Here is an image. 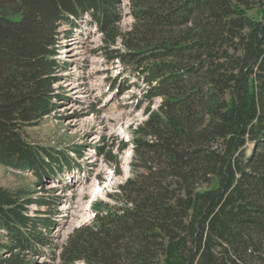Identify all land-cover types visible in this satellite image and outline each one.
I'll return each instance as SVG.
<instances>
[{"label": "trees", "instance_id": "trees-1", "mask_svg": "<svg viewBox=\"0 0 264 264\" xmlns=\"http://www.w3.org/2000/svg\"><path fill=\"white\" fill-rule=\"evenodd\" d=\"M121 1L0 0L1 166L42 191L72 169L25 129L55 111L60 41L85 17L105 60L160 99L136 129L116 204L62 245L58 195L0 186V264H264V0H129L128 30Z\"/></svg>", "mask_w": 264, "mask_h": 264}, {"label": "rangeland", "instance_id": "rangeland-1", "mask_svg": "<svg viewBox=\"0 0 264 264\" xmlns=\"http://www.w3.org/2000/svg\"><path fill=\"white\" fill-rule=\"evenodd\" d=\"M129 10V0H122V30L131 26ZM77 25L68 39L60 41L57 57L65 68L57 74L60 81L54 85L58 95L54 100L56 109L37 125L25 129L30 142L66 153L72 169L57 180L47 181L42 191L31 173L0 165L1 187L20 189L34 197L52 192L60 197L57 225L51 234L58 246L74 228L88 222L95 209L116 204L117 187L131 176L136 129L146 120V109L156 110L160 101L156 98L149 104L143 98L146 84L129 67L105 60L99 50L101 35L87 24V17ZM116 46L121 48L119 43ZM123 86H128L127 90L119 93ZM99 148L109 154L99 156ZM75 149L81 151L80 156L73 153ZM38 264L58 263L44 257Z\"/></svg>", "mask_w": 264, "mask_h": 264}, {"label": "built area", "instance_id": "built-area-1", "mask_svg": "<svg viewBox=\"0 0 264 264\" xmlns=\"http://www.w3.org/2000/svg\"><path fill=\"white\" fill-rule=\"evenodd\" d=\"M121 3H122V1H121ZM121 7V4L119 5V8Z\"/></svg>", "mask_w": 264, "mask_h": 264}, {"label": "bare ground", "instance_id": "bare-ground-1", "mask_svg": "<svg viewBox=\"0 0 264 264\" xmlns=\"http://www.w3.org/2000/svg\"><path fill=\"white\" fill-rule=\"evenodd\" d=\"M97 190H99V187H97Z\"/></svg>", "mask_w": 264, "mask_h": 264}]
</instances>
